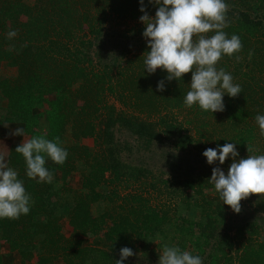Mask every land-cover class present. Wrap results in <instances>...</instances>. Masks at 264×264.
I'll return each instance as SVG.
<instances>
[{
    "label": "trees",
    "instance_id": "1",
    "mask_svg": "<svg viewBox=\"0 0 264 264\" xmlns=\"http://www.w3.org/2000/svg\"><path fill=\"white\" fill-rule=\"evenodd\" d=\"M226 2L224 31L238 35L242 48L217 66L231 73L242 92L225 95L224 111L211 114L184 105L190 72L167 81L160 69L143 71L149 49L139 0H0V137L3 130L26 126L32 128L27 139L40 136L33 129L39 125L45 138L59 137L68 152L62 165L46 160L51 183L37 182L25 174V161L15 152L19 143L11 144L6 160L31 204L27 215L0 219V264L2 242L18 264H115L122 247L145 253L154 242L178 245L200 255L203 264H264V199L250 194L234 214L208 181L217 165L202 156L206 148L229 142L237 143V160L264 154L255 121L264 114V0ZM155 10L149 6V15ZM111 19L134 25L111 33L105 29ZM10 30L15 37L8 38ZM160 80L163 92L156 90ZM109 98L118 107L108 105ZM74 101L81 103L79 111ZM124 131L137 152L158 145L167 171L154 173L146 163L117 169L101 137L107 132L113 140ZM84 134L91 147L82 142ZM77 173L80 186L73 188L69 181ZM62 220L72 226L67 236ZM156 252L129 257L126 264H154Z\"/></svg>",
    "mask_w": 264,
    "mask_h": 264
},
{
    "label": "clouds",
    "instance_id": "2",
    "mask_svg": "<svg viewBox=\"0 0 264 264\" xmlns=\"http://www.w3.org/2000/svg\"><path fill=\"white\" fill-rule=\"evenodd\" d=\"M139 5L142 15L138 19L144 26L142 38L149 49L145 52L143 71L154 74L160 69L167 74V81H181L183 75L190 72L184 105L189 108L195 105L211 114L224 111L225 95L233 98L242 92L231 73L217 66L223 56L232 57L242 48L238 35L229 36L224 31L228 27L229 5L226 0H139ZM149 6L155 7L154 16L149 15ZM15 35V30L7 33L8 38ZM235 58L239 60L238 55ZM165 87V80H160L156 90L163 92ZM255 121L264 136V114H257ZM14 135L23 138L24 129H15ZM236 145L229 142L206 148L202 156L208 165H217L212 168L208 181L214 185L222 205L239 214L241 201L250 194L264 199V154L247 155L237 160L239 152ZM15 152L21 154L25 161L26 176L46 183L53 179L45 166L46 160L62 165L68 156L67 149L59 143V137L50 140L43 135L22 139ZM226 159L232 161L227 173L220 167ZM30 204L31 197L18 178V172L0 155V219H18L27 215ZM134 255L139 254L130 247H122L115 264H126L127 259ZM158 264H203V259L178 245L164 243Z\"/></svg>",
    "mask_w": 264,
    "mask_h": 264
},
{
    "label": "rangeland",
    "instance_id": "3",
    "mask_svg": "<svg viewBox=\"0 0 264 264\" xmlns=\"http://www.w3.org/2000/svg\"><path fill=\"white\" fill-rule=\"evenodd\" d=\"M26 3L31 5L33 3V0H26ZM133 25L134 23L131 21L126 22V23L117 24L115 20L111 19L108 23L105 24V27H106L105 29L108 31H111V33L118 34L120 32L128 31V29L133 28ZM74 104H75L76 110L79 111L81 107V103L78 101H74ZM107 104L110 106L114 105L115 107H118L117 103H115L111 98L107 100ZM46 106L47 105L45 104L44 107ZM103 119H106V115L103 116ZM28 128L32 131V128L30 126H28ZM33 129L38 130L43 136L47 135V132L44 127L35 125ZM102 130L104 131V128ZM1 134H3V136H1L2 140H5V141H12L11 139L14 138V133L11 130H7L6 132L2 131ZM111 140L109 136L107 137V132L102 133V137H101L102 147L107 156L111 155L110 157H113V159H110L111 162L117 161V164H116L117 169L120 165H123V164L138 167V166H143V164L146 163L145 164L146 167H150V170L154 173L161 172L162 170L165 172L167 171L165 167V162L162 159V158H166V155L162 156L164 152H161V148L158 145L151 146V148H149V151H144V149L142 148L140 152H137L138 151L137 143L133 138H131L130 135H128L127 132L117 133L114 135L113 140L112 141ZM82 142L89 147L92 146L91 139H89L85 134L83 135ZM125 146H127V149L125 148ZM167 148L171 149V145L167 144ZM212 165L215 166L216 164H212ZM228 167L229 166L227 164L224 166H221V168L225 171V173H227ZM162 174L165 178L166 174L164 172H162ZM121 181L123 185L119 187V193L124 194L127 191V188L125 187V183H124L125 179L122 178ZM69 185L73 188H79L80 186V174L79 173L74 174L71 177L69 181ZM129 188L131 189L137 188V184L131 183ZM213 197L219 199L215 194H213ZM61 227H62L63 233L66 236L70 234L72 226L68 223L67 220L61 221ZM162 243L154 242V244L150 246V249L152 248V250L154 251L149 249L145 253L135 252L139 255H134V257L136 259H142L144 258V255H145V256H148L149 258H152L154 257L153 252L157 251L156 252L157 254L161 253L160 249H162V245H163ZM1 255L4 261V264H18V261L13 257V255L8 253L6 244L3 242L1 244ZM149 258L145 259L146 263L150 262ZM88 264H95V263L90 262ZM154 264H158V261L155 262Z\"/></svg>",
    "mask_w": 264,
    "mask_h": 264
},
{
    "label": "crops",
    "instance_id": "4",
    "mask_svg": "<svg viewBox=\"0 0 264 264\" xmlns=\"http://www.w3.org/2000/svg\"><path fill=\"white\" fill-rule=\"evenodd\" d=\"M11 128H13V127H11ZM27 128H28V126L24 127L23 138L20 137L19 139H16L14 137L13 139H11L12 141H5V140H2V138L0 137V155H3L6 159L8 156L11 144H13V143H19L20 144L22 142V139L27 140V133H26Z\"/></svg>",
    "mask_w": 264,
    "mask_h": 264
}]
</instances>
